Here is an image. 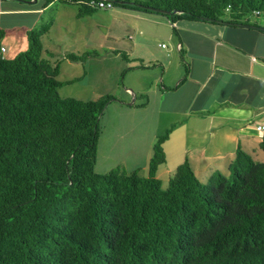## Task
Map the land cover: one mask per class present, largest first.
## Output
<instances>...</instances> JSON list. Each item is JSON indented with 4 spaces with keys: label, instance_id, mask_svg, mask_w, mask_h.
<instances>
[{
    "label": "trees",
    "instance_id": "trees-1",
    "mask_svg": "<svg viewBox=\"0 0 264 264\" xmlns=\"http://www.w3.org/2000/svg\"><path fill=\"white\" fill-rule=\"evenodd\" d=\"M64 1L80 5L81 16L95 10ZM112 1L175 23L251 24L247 16L264 13V0ZM47 29H29L27 48L11 58L0 30V264H264V162L238 148L228 174L202 182L185 160L163 188L156 172L167 129L147 176L96 172L99 119L118 98L61 96L58 87L76 78L60 80V63L42 56Z\"/></svg>",
    "mask_w": 264,
    "mask_h": 264
},
{
    "label": "crops",
    "instance_id": "crops-1",
    "mask_svg": "<svg viewBox=\"0 0 264 264\" xmlns=\"http://www.w3.org/2000/svg\"><path fill=\"white\" fill-rule=\"evenodd\" d=\"M42 11L43 7L39 6L6 7L0 0V19L4 16H10L14 20L22 16L33 18V21L27 23L26 33L35 25V17ZM76 15L89 18L90 23L103 28L104 35L111 33L115 39L124 36L133 43L140 40L144 46H148L151 41L155 48L160 46V42L158 45L155 42L161 35L170 40L171 44L174 42V46L165 52L153 49L154 47L151 51L148 50L150 61L143 66L138 65L142 70H150L151 67L160 69L158 72L154 70L155 75L148 74V81L143 80L144 85L148 86L142 89L143 92L147 91L142 93L146 101L143 108H148L152 101H156L153 103L156 107L153 115L159 114L161 117V113L166 115L170 111L179 113L178 116L194 117L196 126L191 137L200 140L197 144L200 161L203 152V155L217 160H220V156L229 157V163L238 148L248 152L254 159L255 156H264V150L260 146L264 140L263 31L221 22L205 26L203 22L197 24L184 20L180 21L179 32L178 22H171L162 13L123 6L95 9L82 16L78 11ZM104 17L110 22L104 24ZM1 25L2 23L0 29ZM112 27L119 28L115 30ZM173 31L177 33H174L176 41ZM5 51L4 47L3 52ZM63 58L70 61L64 55ZM128 59L119 64L121 74L129 68H125ZM73 63L78 64L77 61L71 64L74 65ZM186 66L188 73L181 81ZM66 78L65 80H70L71 75L67 74ZM151 88L156 89L154 97L151 95ZM129 95L130 93L127 100ZM258 126L263 129H258ZM190 138L187 135L183 138L180 155L185 154V148L192 146ZM146 140L145 149H149L154 138L147 137Z\"/></svg>",
    "mask_w": 264,
    "mask_h": 264
},
{
    "label": "rangeland",
    "instance_id": "rangeland-1",
    "mask_svg": "<svg viewBox=\"0 0 264 264\" xmlns=\"http://www.w3.org/2000/svg\"><path fill=\"white\" fill-rule=\"evenodd\" d=\"M2 1L6 7H43V11L35 17L37 21L32 27L40 30L45 26L48 27L47 31L41 36L42 56L51 62L60 63L61 71L58 76L60 80L67 79V74L71 75V79L76 78L75 81L58 87L61 96H73L86 100L112 94L118 98L106 106L99 119L100 135L95 164L96 172L106 173L111 169L120 168L129 172L137 170L140 175L147 176L153 151L152 146L156 137L168 129L170 130L169 137L163 143L165 161L159 165L156 172V177L160 179L163 188L168 186L176 166L185 160L189 161L194 173L202 182H207L209 176L213 173L212 171L228 174L227 163L229 157L220 156V160H217L206 154L203 155L202 152L200 161L199 147L197 146L200 140L191 137L194 126H196L194 117L178 116L179 113L170 111H167L166 115L161 113V117H159V114L153 115L156 112L153 103L156 101H152L146 109L135 106L143 103L142 93H147V91H142L143 88L148 87L144 85L143 80L148 81L150 79L148 74L152 76L155 75L154 70H157V72L160 70L158 67L142 70L138 66L148 64L149 59H151L148 50H152L154 42L149 41L148 46H144L139 42L140 40L133 43L124 36L115 39V36L111 33L104 35L103 28L90 23L89 18L76 15L80 5L64 0H53L50 3L48 0H36V2H33V0ZM227 16H223V19L227 20ZM247 19L251 24L255 23L264 27V13L250 14ZM0 20V23H2L0 30L4 32L1 43L6 49L3 54L6 58H11L27 48L28 39L25 28L27 23L33 21V18L22 16L14 20L10 16H4ZM103 20L104 24L110 22L106 17L102 18ZM192 21L197 24L203 22L205 26L216 24L212 21ZM181 22H178L179 32ZM17 25H20V27ZM118 28L112 27L115 30ZM174 33H177L176 31L172 33L174 41H176ZM160 37L155 45L160 42L159 45H163V47L159 46L153 49L158 48L165 52L168 48L174 46V42L171 44L167 38L162 35ZM115 49L128 54L129 59L125 68H129H126L122 74L119 64H123L125 58L120 53L113 55ZM92 50H95L98 55L90 56L84 61H77L78 64L73 63L74 65H72L73 61H65L63 58V55H68L70 52L80 54ZM152 89L151 95L154 97L156 89ZM129 93V99L127 100ZM133 98L135 99L133 100ZM186 135L187 138L191 137L192 146L185 148V154L180 155L179 152H182L181 145L184 142L183 138ZM147 137L149 139L154 138L149 149H145L144 145L147 142ZM202 141L205 142L206 140L202 139ZM255 160L264 162V156H255Z\"/></svg>",
    "mask_w": 264,
    "mask_h": 264
},
{
    "label": "built area",
    "instance_id": "built-area-1",
    "mask_svg": "<svg viewBox=\"0 0 264 264\" xmlns=\"http://www.w3.org/2000/svg\"><path fill=\"white\" fill-rule=\"evenodd\" d=\"M78 3L88 4L89 6L95 9H111L114 7V3L112 0H79ZM226 12H229V7H226ZM1 51H4V47H1ZM258 129H263L262 126H258Z\"/></svg>",
    "mask_w": 264,
    "mask_h": 264
},
{
    "label": "water",
    "instance_id": "water-1",
    "mask_svg": "<svg viewBox=\"0 0 264 264\" xmlns=\"http://www.w3.org/2000/svg\"><path fill=\"white\" fill-rule=\"evenodd\" d=\"M33 2H36V0H33ZM220 22L224 24H233V25L241 26V27L257 28L258 30H261L264 32V27L258 26V25H252V24H247V23H230L228 21H220Z\"/></svg>",
    "mask_w": 264,
    "mask_h": 264
}]
</instances>
